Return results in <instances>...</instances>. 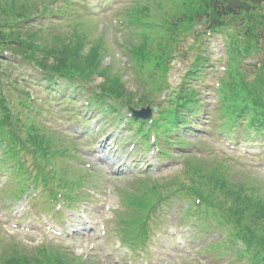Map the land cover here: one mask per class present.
Segmentation results:
<instances>
[{
  "label": "trees",
  "instance_id": "16d2710c",
  "mask_svg": "<svg viewBox=\"0 0 264 264\" xmlns=\"http://www.w3.org/2000/svg\"><path fill=\"white\" fill-rule=\"evenodd\" d=\"M25 3L0 2V50H10L49 75L88 79L93 74L106 72L100 86L102 94L129 107L149 106L153 102L152 95L169 89L165 85L168 66L180 42L186 34L194 32L198 23L209 22L212 31L232 24L236 31L240 29L238 40L245 42L231 43L232 56L221 88L220 108L228 123L243 120L250 129L264 128V59L242 65L252 53L260 50L264 54V0H139L129 7L123 14L134 29L127 36L125 51L139 71L137 81L142 93L138 99L135 94L126 92L121 79L110 73V67L100 65L98 45L90 49V54H84V45L75 41L61 44L62 47L59 41H53L43 50L34 48V42L40 41L39 33L22 30L23 21L31 10ZM194 33L195 41L201 42L205 34ZM207 63L201 56L196 57L165 106L155 102L160 116L154 124L164 128L163 134L178 131L180 125L186 124L190 115L198 111L201 101L197 84L202 82ZM0 110V138H10L13 146L25 148L26 141L19 139L21 128L12 122L1 96ZM23 127L35 158L43 160L53 152L52 141L42 138L38 134L40 129ZM187 162L185 174L189 185L178 181L176 190L200 198L208 209L216 207V224H227L229 235L242 242L239 255H245L248 264H264V191L261 186L253 180L243 182L233 177L229 168L220 163L206 165L195 158H187ZM164 191L158 194L149 187L139 192L140 195L126 194L127 204L135 208L133 220L144 218L157 197L170 195V191ZM0 264H72V261L51 249H39L30 254L11 246L10 251L0 253Z\"/></svg>",
  "mask_w": 264,
  "mask_h": 264
},
{
  "label": "rangeland",
  "instance_id": "374dc122",
  "mask_svg": "<svg viewBox=\"0 0 264 264\" xmlns=\"http://www.w3.org/2000/svg\"><path fill=\"white\" fill-rule=\"evenodd\" d=\"M89 2L91 3L90 7H92V1L89 0ZM133 2L134 0H111L107 5L108 7L111 5L109 8L112 10V17L116 18L117 20L121 18L122 20L125 17L122 14V9L124 7L131 6ZM109 8L102 13H99L98 8L96 7H92L91 11L89 10L80 12V15L85 19L82 20L86 23L85 26L91 28V25H95V28L94 26H92L90 30L93 39H98V37H100L98 33L100 22L101 20H105V17L103 19V17L101 16H103L105 13H109ZM117 10H121L118 15L119 17L117 16ZM92 11L94 12L95 16L89 18V16L91 17V15L89 14H91ZM71 15H73V13ZM73 17L76 18L77 16L73 15ZM105 22L112 25L108 20H105ZM110 25H108L109 27L104 31L105 37L103 38L104 47L107 51L105 52V62H110L114 71L121 69L122 79L125 82L126 88L131 93L139 95L140 91L138 90V84L133 73V62L130 58L127 57V55H123L122 49L120 50V48L125 45V37L123 35L124 31L122 30L123 25H119V23L117 24V27H113V25ZM97 26L99 27L96 29ZM208 55L211 59V65L213 66L214 71L220 70L219 59L221 54L218 48V42L215 43L214 40L211 42ZM22 69L23 68L21 67L20 72H22ZM23 73L27 77H30L34 80L35 77L29 71H24ZM181 74L182 65L177 62L176 65H173V69L171 70L168 79V83L172 88H174L179 82ZM100 81V79L95 77L88 88L93 89L99 84ZM212 83V80H207V85L205 87L206 90H204L205 93L203 95L204 102H207L208 100L211 101V96H213ZM28 86L33 87L31 81L28 82ZM36 87V90H40V88H42V86L38 85ZM88 88L85 89L87 90ZM13 96H15V93H13ZM80 99L81 101L79 103H82L83 98ZM79 103L77 102V105L74 106V108L75 112L80 114L81 117H77L76 115L74 116L73 112L71 115H67V113L63 115V113L60 112L61 108H65L67 110L68 108H72V106L67 104L66 102H60L59 108H55L53 109V111L51 110L49 114L37 117L36 120L47 130H51L54 133L61 132V134L66 135L68 137V140H70L69 142L75 141L77 149L79 151V159L84 164H88L92 170L98 172L101 175L102 180L105 184H103V182L101 183L99 191L97 193L96 191L93 192L94 190L89 192L92 198L89 200L90 205H88L87 207L85 206V208L89 210L90 215H83L81 213V216L85 217L86 220L75 219L73 222L72 230L76 231V234L80 236V234L83 232L85 222L90 221V219L91 221H94L96 220V218H105V236H99L94 221L90 224V226L92 227V231L95 232L94 234H92V236H97L95 240H91V238L87 239L84 236L81 239L79 238L73 241L53 239L52 237L47 235L44 230L40 231L36 226V224L39 222V216L35 217V215L42 212V210L40 209L41 203L39 201L34 200L32 203H30L28 205V208H26V211L24 212H27V214H25L23 217L21 215L15 214L17 208L22 204L23 200H19L16 202L7 199V197H9V191L11 187L10 185H7L6 188L4 187L5 180H7L8 178L5 173H0V189L2 188V190H0V205L2 206V210L0 211L3 212L4 218L7 219L6 221L2 220L0 222V234L2 238L0 248H3L5 246V243L12 242V240H9V237L13 236V238L15 239L14 241L28 248H34L40 245L48 244L60 245L62 247L70 249L72 248L75 251V254L84 256L83 259L85 257H88V264H128V261H130L131 264H143L144 262H147V264H230V261L233 260V258H229V253H227L225 257L224 255L220 256V254L216 251H203L204 247L221 239V234L215 231L214 228H212L211 231L204 236H200V233L197 234L198 230L194 228L195 225L193 224L191 218H186L184 223L182 222V220H184V215L180 213L181 204H175L172 207H166L162 210L163 213L161 214V219L158 225L154 228L151 243L148 245L144 252L145 259H143V261H140V258L138 257L140 253L138 249L133 248L134 250L132 251L131 249H129V246H121L117 248L118 239L120 238L118 233L119 228L115 220V215L122 213L125 210V207L122 205V201L120 200V192L132 190L134 184L137 183L139 181L138 179H140L143 175L141 174V176L134 178L129 176L131 175V173L129 175L127 174V169L124 175L109 174L107 169H103L104 167L102 165L93 160L94 151H96L97 149L95 148V145L92 144L96 140H98L99 142L103 140L102 138L97 139L99 132H101L102 130L98 131L96 134L89 133L88 139L78 138L81 132H84V134L90 132L88 131V126L86 125V123H84L81 128L80 122L82 121L83 115L87 117H94L99 122H101L100 119L104 120L106 124L103 130L104 133L108 131V126L111 128H115L113 127L114 125H119L117 129L113 131L114 137L111 141L114 142V140L119 141V139H122V141L127 142V144L128 142H130V138L134 132V128L130 127L126 122V116L122 115V113L124 112L119 113V119H114L113 116L103 119L102 116L99 115V110L96 109L97 107H95L96 110L85 109L81 105H79ZM54 104L51 105V109L53 108ZM211 114H213V117L211 116L212 121L216 119V114L217 117L219 116L218 112ZM201 115L197 117H201ZM70 116H73L72 118L75 121L73 122V124L71 122V124H68V119L70 118ZM212 126L215 127L214 122ZM218 129L216 127L209 129L205 126H198L196 133L185 132L181 133V136L187 143L192 144L190 145L193 146L191 152H194L198 155L197 157H195L196 160H208L210 161V163L216 162L214 160H222L231 168L233 177H239V179L243 182H251V179L253 178L258 184H262V188L264 189V176L255 164L257 159L250 158L249 156L244 157L238 151L227 149L224 145H222L220 140H217L224 139L223 135H225L220 133ZM240 134L241 130L238 131V133L236 132L234 136V142L242 141V139L239 138ZM92 138L93 140H91ZM137 140H140V138L135 136L134 141ZM229 140L232 141V139ZM124 144L125 143H123V145ZM187 148L189 147L187 146ZM131 157L128 163L137 162L138 159L136 154ZM150 157H146V164L147 166L150 165V171L148 172L149 175H147L148 179L152 178L162 182L169 180L170 178L173 179L177 177L183 183L186 182L184 176H182V161L176 153H171L169 159L163 157H158V159H155V157H152V160H149ZM151 169H155L156 171L154 170L153 172L151 171ZM2 193H4V195H2ZM97 205H99L100 208ZM81 206L84 205H79V207ZM106 207L110 208L109 212L104 210V208ZM81 210H84V208L82 207ZM19 216H21V218ZM13 222H17L22 225L26 224L31 227V231L19 232L18 229H12L10 223ZM87 229V227L84 228V230ZM6 231L8 232V234L6 233ZM182 231L186 232L182 233ZM176 236L181 238L179 242L175 241ZM129 257L130 260L128 259ZM241 264H244V261Z\"/></svg>",
  "mask_w": 264,
  "mask_h": 264
},
{
  "label": "water",
  "instance_id": "95a60500",
  "mask_svg": "<svg viewBox=\"0 0 264 264\" xmlns=\"http://www.w3.org/2000/svg\"><path fill=\"white\" fill-rule=\"evenodd\" d=\"M143 113H145L144 116L142 115ZM134 114L135 116L149 117V110L141 111V112H134Z\"/></svg>",
  "mask_w": 264,
  "mask_h": 264
}]
</instances>
